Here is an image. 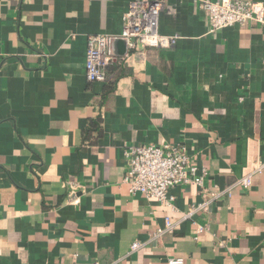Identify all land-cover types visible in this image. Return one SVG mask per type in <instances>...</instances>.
Returning <instances> with one entry per match:
<instances>
[{
	"label": "crops",
	"instance_id": "crops-1",
	"mask_svg": "<svg viewBox=\"0 0 264 264\" xmlns=\"http://www.w3.org/2000/svg\"><path fill=\"white\" fill-rule=\"evenodd\" d=\"M135 1L0 0V264H264V168L237 185L264 164V28L213 34L194 0H161L177 45L113 40L89 82L88 38L119 36ZM162 144L209 172L175 209L124 182L127 147Z\"/></svg>",
	"mask_w": 264,
	"mask_h": 264
},
{
	"label": "built area",
	"instance_id": "built-area-1",
	"mask_svg": "<svg viewBox=\"0 0 264 264\" xmlns=\"http://www.w3.org/2000/svg\"><path fill=\"white\" fill-rule=\"evenodd\" d=\"M208 18L211 33L220 32L233 26L264 28V4L246 0H194ZM161 0H140L132 2L124 17V27L119 36L94 35L88 38L86 54V76L91 83H104L108 79V68L114 61L111 52L113 40L121 39L128 51L148 48L170 49L177 45V36H167L160 32ZM128 170L124 182L131 194H142L154 199L160 205L175 209V198L170 191L180 186L203 187L209 172L192 161L186 146L181 144H162L160 146H133L125 151ZM264 164L241 178L237 185L249 190L254 177L261 174ZM226 190L223 194H229ZM221 195V194H220ZM209 203L192 207L186 214L192 218L206 212ZM196 225L195 239L204 232L205 227ZM176 227L166 218L164 230H158L159 238L164 232ZM143 244L135 242L132 251ZM97 264V263H96ZM169 264H185L183 258L171 259Z\"/></svg>",
	"mask_w": 264,
	"mask_h": 264
}]
</instances>
